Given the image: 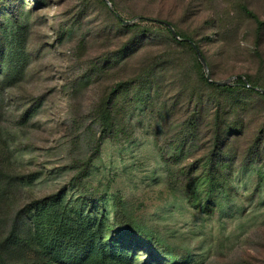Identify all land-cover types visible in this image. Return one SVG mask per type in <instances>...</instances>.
Wrapping results in <instances>:
<instances>
[{
    "label": "rangeland",
    "instance_id": "rangeland-1",
    "mask_svg": "<svg viewBox=\"0 0 264 264\" xmlns=\"http://www.w3.org/2000/svg\"><path fill=\"white\" fill-rule=\"evenodd\" d=\"M114 2L123 16L132 17L129 23L140 15L170 18L181 29L209 34L212 40L202 43L216 80L232 83L237 74L258 72L254 25L241 5L264 19V0ZM205 19L215 26L202 31ZM113 22L97 0H0L5 264H69L38 255L25 230L9 235L27 205L57 192L83 210L89 223L103 219L101 237L125 249V260L111 264H264V140L255 139L264 131V101L255 96L240 143L244 148L255 139L260 155L239 154L216 172L221 187L207 203L210 176L202 169L205 140L200 138L212 101L202 104L191 133L181 132L183 118L166 119L159 104H131L123 112L124 127L100 136L93 108L122 75L115 67L101 71L100 66L119 65L134 48L119 52L126 38L110 32ZM204 70L209 74L208 66ZM136 230L152 238L131 234ZM70 243L65 240L62 247L69 251Z\"/></svg>",
    "mask_w": 264,
    "mask_h": 264
},
{
    "label": "trees",
    "instance_id": "trees-1",
    "mask_svg": "<svg viewBox=\"0 0 264 264\" xmlns=\"http://www.w3.org/2000/svg\"><path fill=\"white\" fill-rule=\"evenodd\" d=\"M97 1L114 18L110 32L118 38H126L119 52L134 46L119 65L104 62L100 66L101 71L115 67L122 74L109 85L106 94L93 108L92 114L98 122L100 136L113 134L124 127L121 122L123 112L127 106L130 109L131 104L142 107L159 104L160 110L166 111V119L183 118L181 132L191 133L198 127L197 116L202 104L205 100L212 101L210 112L202 124L203 134L200 138L205 140L201 162L206 164L202 169L210 176L205 190L208 194L206 202L210 203L214 192L221 187L216 181V172L222 171L224 165L237 159L239 154L260 155V145L256 141L264 140V131L257 134L256 141L249 140L244 148L240 147V143L246 138V113L254 106L255 96L264 101V91L261 90L264 89V49L261 47L264 44V19L246 3L241 5L244 17L254 25L253 57L259 61L258 72L237 74L232 83L221 85L214 82L213 59L202 43L203 39L207 42L212 40L209 34L202 36L199 32L181 29L170 18L140 15L136 21L126 24L124 20L129 21L132 17L123 16L114 0ZM164 22L175 29L178 37ZM199 26L202 31L210 30L215 26V21L205 19ZM192 43L204 57L211 80ZM5 172L0 167V174ZM24 210L9 235L17 237L20 231H27L39 250L38 255L46 260L60 261L65 258L69 264H111L125 260L124 248H113L101 237L99 225L103 219L89 223L88 215L64 201L61 192L33 202ZM24 216L28 217L26 223L23 222ZM73 220H79V225L71 223ZM132 232L145 240L152 238L143 231ZM5 239L0 243L3 250ZM68 239L73 244L69 251L62 247ZM159 242L154 239L151 243L158 248ZM2 249L0 264H5Z\"/></svg>",
    "mask_w": 264,
    "mask_h": 264
},
{
    "label": "water",
    "instance_id": "water-1",
    "mask_svg": "<svg viewBox=\"0 0 264 264\" xmlns=\"http://www.w3.org/2000/svg\"><path fill=\"white\" fill-rule=\"evenodd\" d=\"M155 20H159V19H155ZM124 23L127 24V23H129V21L124 20ZM164 23H166V25L170 28V30L172 31V34L174 36L178 37L177 32L175 31V29L169 23H167V22H164ZM192 45L194 46V48H195V50L197 52V55H198V57H199L202 65H203V67L205 69H207V63H206L204 57L202 56L201 52L199 51V49L197 48V46L195 45V43H192ZM207 77L209 78V80H211L209 74H207ZM214 82L217 83V84H221V85H227V84H230L231 83L230 82V79L214 80ZM261 90L264 91V89H261Z\"/></svg>",
    "mask_w": 264,
    "mask_h": 264
}]
</instances>
